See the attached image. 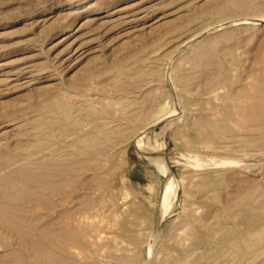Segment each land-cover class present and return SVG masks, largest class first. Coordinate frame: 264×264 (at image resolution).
Instances as JSON below:
<instances>
[{
  "label": "rangeland",
  "instance_id": "rangeland-1",
  "mask_svg": "<svg viewBox=\"0 0 264 264\" xmlns=\"http://www.w3.org/2000/svg\"><path fill=\"white\" fill-rule=\"evenodd\" d=\"M216 1L0 0V179L81 167L48 206L12 201L35 227L89 229L70 264H264V121L235 105L264 85V0ZM17 237L0 226V264Z\"/></svg>",
  "mask_w": 264,
  "mask_h": 264
},
{
  "label": "bare ground",
  "instance_id": "bare-ground-1",
  "mask_svg": "<svg viewBox=\"0 0 264 264\" xmlns=\"http://www.w3.org/2000/svg\"><path fill=\"white\" fill-rule=\"evenodd\" d=\"M247 1L223 0L222 2L216 1V4L217 6L222 5L223 9L230 10L244 5ZM239 93L245 97L244 101L238 99L235 101V105L239 106V112L243 113L246 117L247 115H252L255 119L264 121V85L245 88L239 91ZM61 114L66 116L68 113L62 108ZM49 122L44 123L48 131L54 127L52 121ZM63 126H58L61 132L64 129ZM105 135L109 136L110 134L108 132ZM41 140L44 142L45 139L41 138ZM82 141L88 145L98 142L93 137L83 138ZM79 168L81 167L77 164L69 163L56 166L53 162L39 160L29 162L24 167L0 179L2 183V187L0 188V226L5 233H15L23 247L15 253V264H70L69 259L64 256V254H68L69 246L71 248V245L74 244L86 249V237L89 234L87 227L82 226L78 222V224L67 223L57 229L50 228V226L38 228L34 226L33 222L26 220L23 206L12 202L18 198H23L39 205L48 206L52 197H50L49 193L63 191L64 187L70 182L68 178H63L61 175L67 172L72 173ZM20 190H23L24 195H18L17 192ZM251 195L252 192L240 195L238 199L241 203V208L238 212H227L229 215L238 214L247 224V228L243 231V234L240 230L231 228L235 237L234 241L251 235L252 226L258 221V217L253 216L250 212L249 200ZM85 218L87 219V217ZM79 219L78 221H80ZM195 239L196 241L202 240L197 237ZM224 240L226 241V239ZM25 249H28L29 253L25 252Z\"/></svg>",
  "mask_w": 264,
  "mask_h": 264
}]
</instances>
